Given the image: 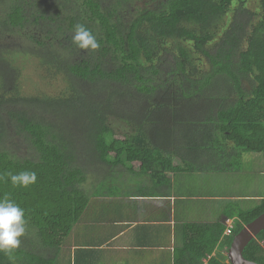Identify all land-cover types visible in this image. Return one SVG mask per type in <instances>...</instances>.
Wrapping results in <instances>:
<instances>
[{"label": "trees", "instance_id": "trees-1", "mask_svg": "<svg viewBox=\"0 0 264 264\" xmlns=\"http://www.w3.org/2000/svg\"><path fill=\"white\" fill-rule=\"evenodd\" d=\"M77 24L98 50L72 43ZM23 59L64 89L23 93ZM217 151L264 156V0H0V175L37 173L27 188L0 180V198L7 194L28 221L20 247L11 258L0 252V264L67 257L90 189L106 185L108 176H97L126 165L156 176L176 158ZM263 213L264 200L241 211L234 235ZM184 228L173 264H231L212 256L223 226ZM244 256L264 264V230Z\"/></svg>", "mask_w": 264, "mask_h": 264}, {"label": "crops", "instance_id": "crops-1", "mask_svg": "<svg viewBox=\"0 0 264 264\" xmlns=\"http://www.w3.org/2000/svg\"><path fill=\"white\" fill-rule=\"evenodd\" d=\"M228 150H233L232 144ZM250 153L254 152H243L241 158L219 151L211 157L176 158L173 167L156 176L121 166L115 170L119 176L115 171L108 175L116 178L106 182L105 189H98L101 184L90 189V204L68 240L67 257H60L59 264H173L188 224L223 226L212 256L228 257L227 240L235 237L239 213L255 209L264 194L255 190L250 195H227L223 190L227 184L219 180L223 173L242 180V175L252 174L257 187L262 179L264 184V156L245 157ZM161 175L168 179L161 180ZM229 225L234 228L230 235Z\"/></svg>", "mask_w": 264, "mask_h": 264}, {"label": "clouds", "instance_id": "clouds-1", "mask_svg": "<svg viewBox=\"0 0 264 264\" xmlns=\"http://www.w3.org/2000/svg\"><path fill=\"white\" fill-rule=\"evenodd\" d=\"M72 43L81 50L95 52L100 48L92 31L83 24H77L72 35ZM7 177L12 186L27 188L36 183L37 173L30 170H22L17 173L6 172L0 175V180ZM28 221L25 218V210L6 194L0 198V252H4L11 258L15 249L21 244V238L26 235Z\"/></svg>", "mask_w": 264, "mask_h": 264}, {"label": "rangeland", "instance_id": "rangeland-1", "mask_svg": "<svg viewBox=\"0 0 264 264\" xmlns=\"http://www.w3.org/2000/svg\"><path fill=\"white\" fill-rule=\"evenodd\" d=\"M14 46V45H13ZM22 61V60H21ZM19 62L20 68H21V79H20V88L23 93L26 95H58L65 87V84L63 80L59 77H51L50 74L43 68L41 69L40 65L31 59H23L22 63ZM117 129H124L123 126H120L119 124H116ZM247 153V152H245ZM245 157H258V154L256 152L247 154ZM229 159V158H228ZM227 159V160H228ZM225 160V161H227ZM250 167H254V165L250 164ZM120 171H115V175L119 176ZM110 174V173H109ZM108 172L104 173L103 175L97 176V178H102L109 175ZM211 177L213 174H209ZM243 180L242 178H239L238 176H230L226 175V173H223L222 176H220L219 182L222 184V182L226 183L227 186L224 187V192L227 195L231 194H237V195H246V194H254L256 191H258L260 194H264V184L261 182H257L256 178L248 174H244ZM116 177H108L107 183L113 182ZM118 181H121V177H117ZM240 179V180H238ZM248 179H254L253 181H247ZM259 179V177H258ZM237 180L239 182H237ZM246 181V182H245ZM90 182H95L94 179L90 178ZM223 183V184H224ZM107 185L103 189H105ZM96 188V187H95ZM256 190V191H255Z\"/></svg>", "mask_w": 264, "mask_h": 264}, {"label": "water", "instance_id": "water-1", "mask_svg": "<svg viewBox=\"0 0 264 264\" xmlns=\"http://www.w3.org/2000/svg\"><path fill=\"white\" fill-rule=\"evenodd\" d=\"M263 230L264 213L246 225L235 235L229 249V262L231 264H259L257 262L247 260L244 256V251L250 242L255 240Z\"/></svg>", "mask_w": 264, "mask_h": 264}, {"label": "built area", "instance_id": "built-area-1", "mask_svg": "<svg viewBox=\"0 0 264 264\" xmlns=\"http://www.w3.org/2000/svg\"><path fill=\"white\" fill-rule=\"evenodd\" d=\"M233 225H229L227 229V234L230 235L233 232ZM203 264H209V259L204 260Z\"/></svg>", "mask_w": 264, "mask_h": 264}]
</instances>
